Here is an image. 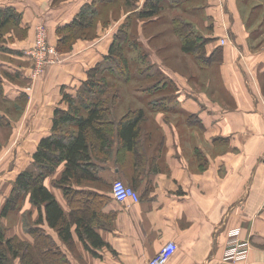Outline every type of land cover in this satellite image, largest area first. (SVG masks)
<instances>
[{
	"label": "crops",
	"instance_id": "1",
	"mask_svg": "<svg viewBox=\"0 0 264 264\" xmlns=\"http://www.w3.org/2000/svg\"><path fill=\"white\" fill-rule=\"evenodd\" d=\"M49 1L56 17L48 25L52 43L57 45V28L72 21L90 0ZM244 2L217 0L197 6L205 17L214 18L207 24L216 37L209 42L213 50L206 59L214 61L217 56L219 78L212 90L224 94V104L205 91L178 84L170 96H162L165 113L161 109L153 112L151 129L142 123L135 149L121 146L114 133L110 158L93 160L95 180L74 183L65 192L57 184L65 162L46 177L45 185L69 217L68 243L44 215L40 219L30 192L25 193L20 210L6 215L2 211L15 193L19 174L27 169L39 172L34 154L42 138L55 134L56 110L68 109L64 94L76 95L77 83L87 76L86 66L95 65L98 55H104L105 44L101 39L99 47L103 48L94 50L92 45L87 47L90 41L79 39L68 58L57 51L62 60L33 80L22 51L34 41L35 32L28 31L29 26L36 27L43 18L34 23L25 12L20 26L27 28L26 37L7 38L10 45L0 51L1 61L10 62L0 65L20 71L28 81L26 86L23 81L6 90V95L0 89L9 103H20L17 114L2 111L0 119L11 127L6 145H0V221L6 224V237H18L32 248L41 240H52L64 264H146L170 240L177 249L166 264H264V42L257 44L264 35V22L250 31L246 23L253 18H244ZM262 7L254 4L253 9L260 12ZM98 27L103 29L102 22ZM219 37L225 39L224 45ZM81 112L87 113L86 108ZM116 178L137 189L140 200L114 198L112 182ZM35 224L37 232L30 229ZM233 240L250 242L246 257L225 256L227 244ZM14 260L21 262L18 257ZM43 264H47L44 259Z\"/></svg>",
	"mask_w": 264,
	"mask_h": 264
},
{
	"label": "rangeland",
	"instance_id": "2",
	"mask_svg": "<svg viewBox=\"0 0 264 264\" xmlns=\"http://www.w3.org/2000/svg\"><path fill=\"white\" fill-rule=\"evenodd\" d=\"M128 1L129 0H90L89 5L86 6V12H88L87 15L89 20L90 17H92V22L89 21L91 24L89 23L88 26L81 27V25L79 26L77 24V21L75 26L72 25V28L70 27V32H66V30L59 32L60 29L57 28L56 36L60 37V39L58 38L57 45L52 43V32L50 33L51 30L48 25V22L51 23L56 17L51 13L52 6H49V0H0V7H13L16 14H22L21 22L25 12H27L29 17L32 16L34 23H37L39 19L43 18L36 27L29 26L28 31L30 29L35 32L34 41L30 48L22 51V55H24L29 62L28 67L31 69L29 76L33 80L43 77L52 63L60 59L62 60L63 57L61 54H58L57 51H60L59 53H66L65 56H67L69 51L75 48V43L82 38L88 40V42L90 41V44L87 43V47L92 45L94 50H97V46L98 48H103L99 46L101 44L100 40H104V55H98L101 57L96 61L95 65L86 66L87 76L78 82L77 85L81 86L87 81L91 73H93V75L95 74L94 79L96 81H100L98 78L104 76L106 79V86L108 85V93L106 95L108 100L106 99L107 102L104 105L112 108L113 112L110 111L109 114V120L114 123L112 129H115L118 120H121L127 114H133L139 108L144 109V115H146L143 122L145 126L148 125L151 129L154 123L150 118L155 117L154 111H159L160 109L161 111L165 110L161 107L162 103L160 104V102H162L164 96H170L174 91V87L176 88L178 84L205 91L212 100L216 98L224 104L225 102L222 99L224 94L220 93V96L219 92L212 90L216 83L215 81L218 82L219 78L216 60L217 56L215 57V53H212V59L215 57L214 61L206 60L208 54L213 50L209 42L216 37L214 36L215 31L212 29V26L207 24L209 21H213L214 18L208 19L204 16L203 11L201 12L202 8L198 10V8L209 4L210 1L217 0H181L179 2L182 3L176 2L175 4H169L168 0H161L160 2L153 0V4H159V11L152 20L138 16V12L143 9L144 2L147 0H138L135 9ZM247 1L248 0H245L243 4L242 13L244 18L248 17L249 20L253 18L252 21H248V24L246 23L249 30L253 31V29L255 30V28H257L256 25L258 22H264V2L263 0H249V4L247 5ZM51 2L54 1L51 0ZM55 4L57 3L53 5ZM254 4H262L263 7L260 12L253 9ZM246 6H249L247 10L249 13L247 14ZM82 10H84V6ZM16 16L18 15H14L13 18L16 19ZM75 20L77 19L75 18ZM99 22H102L103 29L98 27ZM20 23L17 21H10L4 26H0V51L1 47L5 50V47H8L9 41H6L7 38L15 39L24 37V33L28 32L20 27ZM73 23H75V21ZM39 29L43 31L38 34ZM11 34L15 37L10 36ZM198 36L202 37V40H200L198 44L201 43L203 46L196 47L192 51H186L183 48V41L186 39L191 40ZM66 38H69V41H66ZM219 40L222 45L226 42L222 37H219ZM43 41L46 42L49 47L53 48L54 52H45L47 61L49 60V56L51 62H48L42 71H38L36 62L34 58L29 55V51L32 50L34 46L36 47L38 43L39 46H42L41 44H43ZM115 41L120 42L121 45L120 57L116 53L110 51ZM263 42L264 35L258 38L257 44ZM106 46L108 49L105 48ZM68 57L69 56L65 58ZM2 58L6 59L4 57ZM65 58L63 60H65ZM7 59L13 58L7 57ZM122 59L127 60L130 67H125ZM0 62L6 64L10 63L3 62L1 59ZM128 63L127 66H129ZM15 67H19L18 63ZM6 68L5 65H0V89L5 95L6 90L9 91L10 88L17 87L21 82L25 81V86L28 83L23 73L20 71L12 72ZM115 68L119 73L114 70ZM128 68L129 70H126ZM13 75L16 76V79L12 77ZM4 77L6 78L4 79ZM171 77H174L173 80ZM100 83H102V81H100ZM62 92L64 93V91ZM86 95L94 98L91 92ZM158 99L159 101H157ZM17 107H20L19 102L9 103V99H5V97L0 94L1 120L2 111H9L17 114L19 111ZM163 112L165 113V111ZM10 131V126L5 127L4 124L0 123V145H6L5 143L7 142L6 140ZM111 155L112 154L109 156ZM109 156L105 158H110ZM2 173L3 172H1L0 175ZM35 173L38 174L36 171ZM24 195L25 193L20 196L19 205L21 206L18 208L19 210L24 204L26 198ZM14 215V224L16 225L17 215L16 213H14ZM5 227L6 224L1 220L0 228L1 230L3 229V234L6 237ZM19 242L22 243L21 240H18V243ZM27 246V243L26 246L22 243L20 251L22 252L24 247ZM29 246V249L32 248L31 245ZM34 253L37 257L32 259L31 262L43 264L40 253L35 250ZM18 259L21 261L20 264H25L23 263L26 261L25 257L20 255ZM9 264H17V261L12 259Z\"/></svg>",
	"mask_w": 264,
	"mask_h": 264
},
{
	"label": "trees",
	"instance_id": "3",
	"mask_svg": "<svg viewBox=\"0 0 264 264\" xmlns=\"http://www.w3.org/2000/svg\"><path fill=\"white\" fill-rule=\"evenodd\" d=\"M137 1L138 0H129L128 2L135 9ZM147 1L144 2V7L138 12V16L152 20L159 11V4H153V0ZM157 1L160 2L161 0H156V2ZM179 1L181 0H173L172 2L176 3ZM85 5L88 6L89 3ZM86 10L87 8L81 10L80 13L75 16L77 20L74 18L73 21L59 28V32L63 30L70 32V27L72 28V25L75 26L77 21V24L79 26L81 25V27H86L89 23L91 24L92 17H90L89 20ZM14 11L13 7H0V26H4L10 21L21 22L22 14H16ZM14 15H18L16 19L13 18ZM74 21L75 23H73ZM24 31H27V28H24ZM201 38L202 37L198 36L191 40H184L183 48L186 51H192L196 47L203 46L201 43L198 44L200 40H202ZM68 39L69 38H66L65 40L69 41ZM120 47V42L115 41L110 51L116 53L120 57ZM122 60L125 67H130L127 60ZM127 63L129 66H127ZM114 70L116 72L118 71L116 68ZM126 70H129V68ZM94 77L95 74L93 75V73H91L89 79L79 86L76 95L68 92L64 94L63 99L68 102V109L60 108L56 110L53 125L55 134L42 138L38 150L34 154L35 164L40 169L38 174L32 169H27L19 174L16 179L15 193L12 198L7 200L2 211V215H6L10 211H16L21 206L19 205L20 196L30 192L31 201L39 208L40 219L42 220L45 216L48 224L52 228L58 230L60 237L67 243L70 242L71 235L70 223L68 221L69 217L59 205L55 195L45 185L44 181L46 177L51 175L60 163L65 162L63 175L57 183L63 186L65 192L69 193L74 183L81 184L84 183L86 179L89 181L95 180L96 178L92 172L94 158H105L112 153V137L114 133H118L121 139V146L135 149L142 130L141 125L146 115H144V109L139 108L133 114H127L121 120H118L115 129H112L114 123L109 120V114L112 108L104 105L108 100L106 96L108 93L106 79L104 76L99 77L98 79L102 81V83H100V81H96ZM89 92L93 93L94 98L86 95ZM83 107L87 110L85 114L81 112ZM30 229H32L33 232L39 230L36 224L30 227ZM91 234L95 241L99 240L93 231ZM18 240L20 241L21 239L18 237H5L3 229L1 230L0 228V264H9L12 259L20 255L25 257L26 261L23 263L35 264L31 262L32 259L37 257L34 250L40 253L42 259H44L47 264L65 263L63 262V258L60 257L58 259V252L56 251L58 247L57 244L55 246L52 240L46 242L45 240H41L38 244L33 245L34 248L29 249V246L24 247L22 252L20 251L21 245L23 243L26 246V243L22 240V243H18ZM47 243L49 245H46ZM54 256H56V258H54ZM48 258L51 259L49 260ZM57 260H60L61 263L56 262Z\"/></svg>",
	"mask_w": 264,
	"mask_h": 264
},
{
	"label": "built area",
	"instance_id": "4",
	"mask_svg": "<svg viewBox=\"0 0 264 264\" xmlns=\"http://www.w3.org/2000/svg\"><path fill=\"white\" fill-rule=\"evenodd\" d=\"M43 31L42 29L38 30V34ZM42 46L38 45L29 51V55L34 58L36 62V68L38 71H42L45 65L48 62H51L50 57L47 61V56L45 52H54V49L49 47L46 42L43 41ZM44 54V55H41ZM262 103V114L264 120V97L261 99ZM112 194L114 198L119 201H139L141 196L137 189L133 188L131 185L126 183L123 179L116 178L112 182ZM250 248V242L248 240H233L227 244L225 250V256L230 259H241L248 255ZM177 249V244L175 241L170 240L166 242L160 249V251L149 258L146 264H166L168 260L173 256Z\"/></svg>",
	"mask_w": 264,
	"mask_h": 264
}]
</instances>
